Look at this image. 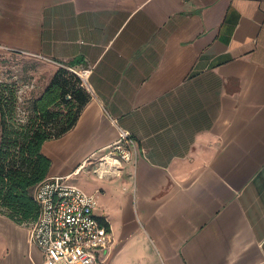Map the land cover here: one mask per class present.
<instances>
[{"label": "crops", "instance_id": "obj_1", "mask_svg": "<svg viewBox=\"0 0 264 264\" xmlns=\"http://www.w3.org/2000/svg\"><path fill=\"white\" fill-rule=\"evenodd\" d=\"M7 51L91 69L41 151L47 176L86 160L70 182L108 225L102 264H264V0H0ZM119 128L136 151L99 178ZM17 227L0 217V264H41Z\"/></svg>", "mask_w": 264, "mask_h": 264}, {"label": "built area", "instance_id": "obj_2", "mask_svg": "<svg viewBox=\"0 0 264 264\" xmlns=\"http://www.w3.org/2000/svg\"><path fill=\"white\" fill-rule=\"evenodd\" d=\"M90 72H76L85 88ZM100 151L92 172L99 178H109L120 174L122 163L131 159L136 146L130 133L119 128L117 139ZM95 154L92 152L89 158ZM85 161L71 174L46 176L30 188L37 214L26 224L27 242L39 250L41 264H102L108 253L111 234L101 223L106 222L93 213L96 195L70 182Z\"/></svg>", "mask_w": 264, "mask_h": 264}, {"label": "trees", "instance_id": "obj_3", "mask_svg": "<svg viewBox=\"0 0 264 264\" xmlns=\"http://www.w3.org/2000/svg\"><path fill=\"white\" fill-rule=\"evenodd\" d=\"M89 98L78 75L75 84L55 77L38 97L27 102L22 118H16L15 108H5L6 100L0 96L1 214L17 224L36 217L37 206L29 191L47 176L50 167L41 146L68 131Z\"/></svg>", "mask_w": 264, "mask_h": 264}, {"label": "rangeland", "instance_id": "obj_4", "mask_svg": "<svg viewBox=\"0 0 264 264\" xmlns=\"http://www.w3.org/2000/svg\"><path fill=\"white\" fill-rule=\"evenodd\" d=\"M55 77L65 79L71 84L77 81V74L68 68L22 53L12 51L0 53V96L6 100V109L15 108L16 118L24 116L27 102L38 97ZM0 217L16 224L19 230L26 227V224H17L1 213ZM6 245L5 234L0 230V256L8 254L6 250L1 253Z\"/></svg>", "mask_w": 264, "mask_h": 264}]
</instances>
